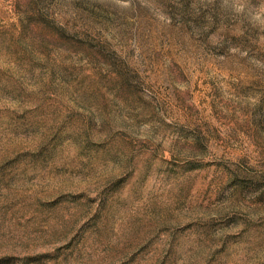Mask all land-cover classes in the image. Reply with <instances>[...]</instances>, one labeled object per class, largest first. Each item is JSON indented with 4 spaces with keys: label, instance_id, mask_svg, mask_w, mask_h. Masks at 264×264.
<instances>
[{
    "label": "rangeland",
    "instance_id": "rangeland-1",
    "mask_svg": "<svg viewBox=\"0 0 264 264\" xmlns=\"http://www.w3.org/2000/svg\"><path fill=\"white\" fill-rule=\"evenodd\" d=\"M245 3L0 0V264H264Z\"/></svg>",
    "mask_w": 264,
    "mask_h": 264
},
{
    "label": "clouds",
    "instance_id": "clouds-1",
    "mask_svg": "<svg viewBox=\"0 0 264 264\" xmlns=\"http://www.w3.org/2000/svg\"><path fill=\"white\" fill-rule=\"evenodd\" d=\"M224 2L230 4L232 10L238 14L246 11L245 0H224ZM248 20L252 25L264 28V0L248 12Z\"/></svg>",
    "mask_w": 264,
    "mask_h": 264
}]
</instances>
